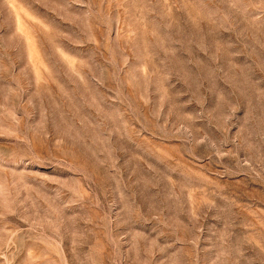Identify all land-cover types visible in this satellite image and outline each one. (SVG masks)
Here are the masks:
<instances>
[{
    "label": "rangeland",
    "instance_id": "374dc122",
    "mask_svg": "<svg viewBox=\"0 0 264 264\" xmlns=\"http://www.w3.org/2000/svg\"><path fill=\"white\" fill-rule=\"evenodd\" d=\"M0 264H264V0H0Z\"/></svg>",
    "mask_w": 264,
    "mask_h": 264
}]
</instances>
